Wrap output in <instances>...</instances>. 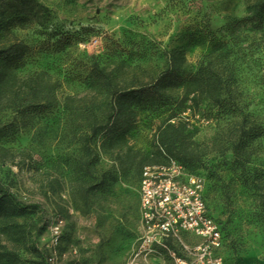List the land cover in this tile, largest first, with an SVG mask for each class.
I'll list each match as a JSON object with an SVG mask.
<instances>
[{
	"label": "rangeland",
	"instance_id": "374dc122",
	"mask_svg": "<svg viewBox=\"0 0 264 264\" xmlns=\"http://www.w3.org/2000/svg\"><path fill=\"white\" fill-rule=\"evenodd\" d=\"M254 0H0V47L24 41L18 83L54 86L58 105L21 114L0 96V186L36 205L17 218L46 264H125L142 236L140 169L168 162L159 126L188 85L168 89L173 103L138 107L134 127L118 136H91L77 100L95 105L106 126V99L90 83L93 63L120 87L159 75L174 50L184 53L189 79L212 56L232 73L233 113L193 115L180 106V150L205 180L209 207L226 235L225 264H264V28L239 24ZM188 97H191L188 95ZM244 131V132H243ZM242 139L246 169L234 163ZM257 185V186H256ZM63 219L58 244L53 227Z\"/></svg>",
	"mask_w": 264,
	"mask_h": 264
},
{
	"label": "trees",
	"instance_id": "16d2710c",
	"mask_svg": "<svg viewBox=\"0 0 264 264\" xmlns=\"http://www.w3.org/2000/svg\"><path fill=\"white\" fill-rule=\"evenodd\" d=\"M236 24H248L255 30H262L264 0H254L250 6V14ZM28 51L29 46L21 40L0 47V96L8 91V106L21 114L42 112L58 105L53 85L38 82L18 83L14 72L21 67ZM185 62L184 53L174 50L168 54L166 68L159 75L123 87L115 81L112 72L104 69L98 62L93 63L89 79L91 85L106 99L104 115L108 123L106 126L94 123L98 119L95 105L86 97L79 98L77 109L82 119L92 124V133L86 134L85 138L90 139L101 130L112 136L129 132L134 127L136 108L169 105L173 103V97L167 90L188 85L187 94L191 97L187 95L176 101L179 108L172 111L166 121L159 126L157 141L160 153L165 154L167 161L177 160L192 172L188 167L186 155L179 148L185 131L183 124L187 120V117L180 116V113L184 112L180 106L189 101L190 107L185 108H190L193 115L197 112L208 119L215 112L233 113V105L229 98L234 77L216 58L207 56L200 62L196 73L185 79L182 77V66ZM232 151L235 165L240 169H246L249 156L242 139L234 143ZM143 168L139 171L140 179ZM36 207L22 202L9 190L0 186V264H46L42 260L23 259L21 256V249L24 248L41 257L39 250L31 245L30 231L24 223L17 221L19 217L34 213Z\"/></svg>",
	"mask_w": 264,
	"mask_h": 264
},
{
	"label": "built area",
	"instance_id": "2783aa9c",
	"mask_svg": "<svg viewBox=\"0 0 264 264\" xmlns=\"http://www.w3.org/2000/svg\"><path fill=\"white\" fill-rule=\"evenodd\" d=\"M205 186L177 160L145 166L139 182L142 236L125 264H225L226 235ZM62 223L53 227L56 244Z\"/></svg>",
	"mask_w": 264,
	"mask_h": 264
}]
</instances>
